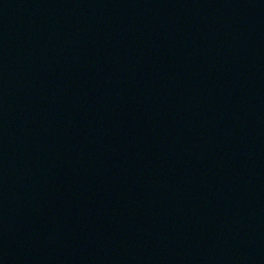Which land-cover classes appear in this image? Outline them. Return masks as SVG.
Wrapping results in <instances>:
<instances>
[{
	"label": "water",
	"instance_id": "95a60500",
	"mask_svg": "<svg viewBox=\"0 0 264 264\" xmlns=\"http://www.w3.org/2000/svg\"><path fill=\"white\" fill-rule=\"evenodd\" d=\"M0 264H264V0H0Z\"/></svg>",
	"mask_w": 264,
	"mask_h": 264
}]
</instances>
